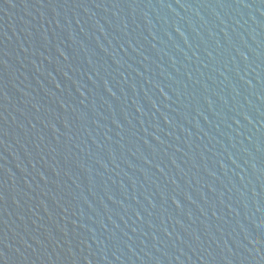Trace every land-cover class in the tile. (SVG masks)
<instances>
[{
    "label": "water",
    "instance_id": "95a60500",
    "mask_svg": "<svg viewBox=\"0 0 264 264\" xmlns=\"http://www.w3.org/2000/svg\"><path fill=\"white\" fill-rule=\"evenodd\" d=\"M0 264H264V0H0Z\"/></svg>",
    "mask_w": 264,
    "mask_h": 264
}]
</instances>
